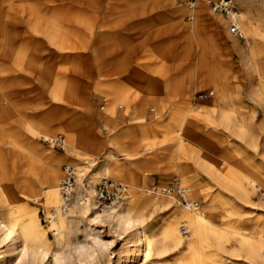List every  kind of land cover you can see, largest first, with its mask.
Wrapping results in <instances>:
<instances>
[{"label": "rangeland", "instance_id": "rangeland-1", "mask_svg": "<svg viewBox=\"0 0 264 264\" xmlns=\"http://www.w3.org/2000/svg\"><path fill=\"white\" fill-rule=\"evenodd\" d=\"M205 1L196 0L193 7H191L190 2L187 0H176L175 3L169 2V0H143L142 2L130 0L127 3H113L111 7V5L106 6V0H103L97 10L88 8L78 14L60 13L58 15H63L66 18L83 15L87 19L85 21L77 19V21L72 20V22L64 23V27L66 26L72 31L77 30L79 32L77 36H72L68 40L76 43V47L74 45L67 46L68 48L60 50L54 46L52 47L54 51L67 52L56 57L52 54V48L48 47V45L51 46V39H49L47 33L51 31L50 25L57 27V24L50 22L49 19L53 13L49 11V0H25V11H15V16L21 19V24L22 19L25 20L24 24L29 28L25 29L26 31L31 29V23L42 26L41 24L47 21L49 30L44 31L45 35L39 31L36 32L34 40L29 42L34 48L27 47L25 54L34 57L39 55L49 56L52 57V62H45L43 59L36 65L26 64L22 66L26 71V76L30 77L22 82L26 95H31L26 100V111L19 113L15 110V112H10L7 115V107H4L2 103L3 100H5L4 103H7L8 99L1 98L0 110L2 109L3 114L0 118V124L5 125L6 130L8 127V129L18 132L27 141L30 135L33 136L30 132V125L43 129V124H45L46 127L58 129L59 131L66 127V131L72 133L80 142L82 141L84 146L85 144L88 145L87 147H82L79 151H72L71 140L67 134L57 131L56 136L66 139V147L62 150L54 142H48L41 136H34L33 140L26 145H34L36 152L43 156V165L39 170V178L37 179L32 173H25L22 165H18L16 170L13 169L10 156L6 153L3 154V158L0 159L2 163L0 165L2 166L0 167V192H3L4 185H6L18 199H22L24 215L30 218L28 225H30L31 229L37 226L43 231L44 243L49 252L45 257H34L32 254L24 255L22 247H17L13 239L6 240L0 235V264H55L54 254L64 256L65 262L60 264H79V256L76 249L80 245L92 244L93 233H99L104 240H112L114 249L119 248L121 239H118L119 237L109 229L107 224L90 222L89 215L86 213H77L71 216L69 214V206L76 200L77 187L82 192L81 186L84 183L87 189L94 188L96 190V185L105 177L116 181L120 180V182L123 181L124 183L127 182L130 184L128 192L130 191L135 196H139L140 192H137L135 187L126 179L117 178L112 173L107 175L94 173L100 170L102 159L105 156H114L116 161L126 164L124 152L112 141L111 136L114 131L128 126L133 127L138 134L140 133V123L137 122V119L133 121L130 119L129 113L123 115L120 112H124L127 107H129L128 109L134 107V105L126 106L125 102H130L129 97L126 95L128 98L125 97L123 100L121 94H126L128 89L126 87L129 86L132 88L131 96H134L135 88L141 83L135 79V73L142 67L153 71H151V75L153 82L156 84L165 85L168 84L167 82L172 76L178 75L180 77L182 85L179 94L172 100L176 103H181L186 99H191L193 108L202 106V109L199 110L200 115L194 122L195 124H193L195 127L194 132L197 136H204V139L206 137L207 146L210 145L212 147L210 149L214 153L217 163L220 164V169L225 171L226 176L246 181L247 176L250 174L248 169H253L256 173L264 175V158L260 152L231 132V129H238V126L246 121L249 132L252 131L256 136L258 135L257 141L260 146L264 143V136L259 132L260 128L264 127V110L262 107L264 91L261 90V79L264 78V75L261 74V71L262 73L264 72V58L261 60L262 63H258L255 60L248 62L241 60L240 55L227 40L228 36L234 34L230 32V23L227 24L228 26L224 30L214 22L216 16L225 18L227 15L211 10ZM231 1L235 10L248 11L254 19L260 20L259 24L262 33L258 37V42L264 51V0ZM197 2H199L198 6ZM36 3H40V8ZM31 7H33V11H31L33 20L29 22L30 14L27 11H30ZM181 8H184L185 12H178L179 14H177V11ZM193 9H200L201 18L197 25V31L192 34L191 47L189 46L188 48L185 44V34L183 35V33L188 32V25L195 20ZM126 13H132V16L129 15L130 17H127ZM25 14L27 15L26 17L24 16ZM91 22L93 24L89 28L88 24ZM24 24L20 26H24ZM197 36L198 38H196ZM200 40L206 44V62L200 60L202 53L201 46L198 44ZM42 43L46 44L40 47ZM95 49L101 52V59L97 65H95L94 59ZM148 51L154 52L155 59L149 64H145L143 58L144 56L147 58L146 53ZM209 64L215 66L218 77L208 80L213 82L204 85V72H202L201 67ZM73 65L78 69H73ZM36 66L43 67L42 72L45 71L46 67L53 66L54 72L66 76L65 80L69 89L58 90V96L52 97L55 104L51 107L50 102L46 103V101H49V99H46L49 93L44 90L46 87L41 85L43 84L40 78L42 73L39 76L37 74L38 77H34ZM190 67L191 70L189 69V73H187L185 70ZM50 78L53 80V75ZM98 81L102 83L101 87H97ZM216 88H223L224 93L218 95ZM165 89L160 94L161 100L166 106V110L162 113L164 118L171 109L173 102L164 94ZM105 90L108 94L112 92L118 93L117 99H114L115 102L111 101L113 99L110 98V95H106ZM190 92L191 94H189ZM30 101L32 102L30 103ZM34 103H37L39 107ZM107 104L113 108L114 112L109 115L112 119L110 123L116 120V123L112 126L104 120L108 117L106 116ZM122 104H124L123 107H121ZM104 105H106L105 109H103ZM31 106H36L38 109L35 107L37 110L34 111ZM48 108L52 110L49 113L52 114L51 116L47 112L41 114ZM225 111L232 112L231 129L224 128L220 123L207 122L203 117L205 113L213 112L215 116H218V114ZM155 112V106L153 103H149L147 106L148 116H152ZM40 114L46 119H39ZM23 119H25L24 127L12 126H17L19 123L22 124ZM155 133L157 137H163L160 132L157 131ZM189 145L187 144V146ZM1 147H5L4 144H1ZM197 147L199 148L200 145H197ZM76 148L79 149V147ZM145 148L146 146L141 144L138 149L140 152L137 153L136 157L143 158L147 153L165 155L167 153L166 148L169 147L158 144L150 151L144 150ZM58 157L62 158V160L58 161ZM66 163L72 164L74 167L80 166L83 176L79 181V186H77L76 180L74 199L68 205L67 210L62 212L60 209L62 201L60 200L59 187L64 178L63 167ZM165 164L164 160L160 163V166L164 167ZM50 166L56 168V187L48 186L42 181L43 175ZM184 166L185 170L190 172L188 188H194L200 191V194L202 193L195 199L199 202L203 211L212 213L217 223L223 222L224 211L221 208L209 211L205 203L204 195L212 191L216 192L223 198V201H226V208L230 211L227 218L229 223L241 227H256L264 238L263 211L257 213L255 207L243 204L232 192H227L220 187L215 179L202 169L197 159H185ZM133 173L135 174L136 184L139 185L143 192L144 190H152L153 188L159 190L162 187L169 186L175 176H178L180 182H182V176L179 174L166 171L154 173L150 167H133ZM25 178L28 179L26 181H31L30 183L36 189L35 199L26 196L22 191L24 188L22 183ZM56 189L58 199L52 197L50 193ZM84 192L86 191L83 190L82 193ZM130 192L120 202L123 201L125 203L128 201ZM145 194L155 200L161 197V193L157 192ZM174 195L178 200H183L179 190L174 192ZM255 196L253 197L255 200L264 199V190L257 188ZM169 201L172 203V210H174L179 202L173 203L172 200ZM52 207L57 209L59 217L64 218L68 215V217L72 218V223L67 229V238L63 244L58 242L56 230L52 229L51 222L47 217L48 210ZM15 208H19V202H15ZM147 210V213H149L150 208ZM170 213L169 210L154 215L155 228L161 229L166 216ZM183 224L186 223L180 220L177 222V227L182 237L186 238L189 233L187 234L188 229L186 232L182 230L181 226ZM188 250V246H183L182 249L176 251L171 249L165 254L155 257V259H158L160 264H179L180 259Z\"/></svg>", "mask_w": 264, "mask_h": 264}, {"label": "bare ground", "instance_id": "bare-ground-1", "mask_svg": "<svg viewBox=\"0 0 264 264\" xmlns=\"http://www.w3.org/2000/svg\"><path fill=\"white\" fill-rule=\"evenodd\" d=\"M129 1L130 0H106V6L111 5L112 7L113 3H127ZM142 1L143 0H137V2ZM170 1L172 3L176 2V0H169V2ZM101 2L100 0H49V9L52 8V10L74 12L78 14L80 11L79 9L77 10L78 5L86 6L87 9L93 8L97 10ZM230 3L233 6L231 0ZM198 4L199 2H197V6ZM192 11L195 20L188 25V32L183 33V35L185 34L184 41L188 48L189 46L191 47L192 34L197 31V25L201 18L200 9H193ZM27 12L30 14L28 20L32 22L33 15H31V11ZM178 12L183 13L185 9L181 8L177 11V14H179ZM129 15L132 16V13H126L127 17ZM62 16L63 15H60L54 21H51L56 23L57 27L50 25L51 31L47 32L49 39H51V45H54L60 50L68 48L67 46L74 45V47H76V43L68 41L71 34L69 33L70 30L64 27L63 23L60 22ZM214 22L224 30L227 28L228 23H230V29L232 25H236L239 32L228 36L227 40L229 43H231L236 52L240 55L241 60H245L246 62L255 60L258 63H262L261 60L264 58V51L258 42V37L261 36L262 33L259 24L260 20L254 19L248 11H238L235 10L234 7L227 17L216 16ZM41 25L42 26L31 23V29L25 31L24 39L27 46L33 47L29 42L34 40L36 32L39 31L41 34H44V31L49 30L47 28V21L43 22ZM196 38H198V36ZM45 44L46 43H42V45L39 46L43 47ZM198 44H200L202 49L200 60L206 62V44L201 40L198 41ZM54 46H51V48ZM246 51L247 53H245ZM61 52L62 53L54 51L52 48V54L55 57L59 56V54L67 53ZM146 54L147 58L144 56L143 60L145 64H149L155 59L154 52L152 51L151 53V51H148ZM94 55L95 65H97L101 59V52L95 49ZM201 68L203 70L202 72H204V85L213 82L208 80H213L218 77V73L216 72L217 69L214 65L209 64ZM73 69L78 68L73 65ZM189 69L191 70V67L185 71L189 73ZM151 71L152 70L145 69V67L136 71L135 79L139 80L141 83L135 88L134 96H131L130 92L132 88L129 86L126 87L128 88L126 94H121L123 100L127 97L126 95L129 97L130 102H125L126 106L134 105V107L130 109L127 107L126 110L120 112V114L122 113L124 115L125 113H129L130 119L133 121L137 119V122L140 123L139 134L133 127L128 126L121 130L114 131L111 136L112 141L124 152L123 155L126 158V164L116 161L114 156H105L102 159L100 170L94 173H103L106 175L112 173L117 178L126 179L135 187L137 192H140L139 196L137 197L129 191L130 197L125 203L123 201L120 202V200L119 204L100 206L96 198V190L94 188L87 189L84 183H82L81 190L82 192L83 190L86 192H80L77 187L78 194L76 200L69 206V214L71 216L77 213H86L89 215L90 222L107 224L109 229L119 237L118 239H121V245L119 248L114 249L112 240H104L99 233L92 232V244H84L78 246L77 249L75 248L79 256V264H160L159 260H156L155 257L165 254L171 249L175 251L182 249L183 246H188L189 250L180 259L179 264H264V238L260 235L257 228L249 226L241 227L229 223L227 218L230 211L226 208V201H223V198L213 191L204 195L205 203L209 211L217 208H221L224 211L223 222L217 223L212 213L203 211L201 205L195 199V197L200 194V191L194 188H188L190 172L189 170H185L184 164L185 159H197L202 169L211 175L220 187L227 192H232L243 204L255 207L257 213L264 212V199L259 198L255 200L253 197L257 194V188L264 190V175L256 173L253 169H248L250 174L247 176L248 178L246 181L236 180L226 176L225 171L220 169V164H218L215 159V155L211 150L212 147H210V145L207 146L206 137L204 139V136H197L194 132L195 127L193 124H195L194 122L200 115L199 110L202 109V106L193 108L190 101L191 99L176 103L172 99H175L179 94L182 85L180 77L178 75L172 76L171 79L168 80V84L165 85L156 84L153 82L151 75L153 71ZM261 74L264 75V72L262 73L261 71ZM65 77V75H60L53 71V84L48 85L53 98L58 96V90L65 88L69 89ZM41 79L43 84L47 86L48 81L44 80V78ZM261 80V90L264 91V78ZM100 83L99 81L97 82V87H101L102 83ZM163 89H165L164 94L173 101L171 109L165 118L162 117V113L166 110V106L163 100H161L160 95ZM215 90L218 95L224 93L223 88H216ZM189 94H191V92ZM106 95H110V98L113 99L111 101H114L115 98L117 99L118 93L112 92L108 94L106 92ZM149 103H153L156 109V112L152 116H148L147 114V106ZM263 104L262 107L264 110ZM123 106L124 104H122L121 107ZM105 107L106 105L103 106V109H105ZM106 110V116L108 117L104 120L112 126L116 123V120L110 123L112 119L109 115L114 113L113 108L107 104ZM2 114L3 111L1 109L0 118ZM231 114V111H225L215 116L213 112H209L203 114V117L207 122L220 123L224 128L231 129ZM39 119H46V117L41 116ZM43 126L44 128L40 129L35 125H30L31 134H33V136H41L44 140L53 141L56 137H59L56 136L57 131L59 133L64 132L71 140L72 151H79L82 147H87L88 145L85 144L84 146L82 141L80 142L72 133L66 131V127L59 131L58 129L48 128L45 124H43ZM5 128V125L0 124V159L3 158V154L6 153L12 160L11 167L13 169L16 170L18 165H22V169L25 170V173H32L36 176V179L39 178V170L43 165L42 154L36 152L34 145H26L20 142L16 134L9 133ZM157 131L160 132L163 137H157L155 133ZM231 132L239 139L246 141L253 149L259 151L264 158V143L260 146L257 141L258 135L256 136L252 131L249 132L246 121L242 122L238 126V129H231ZM259 132L264 136V127L260 128ZM1 144H4L5 147H1ZM141 144L146 146L144 149L146 151L152 150L158 144L160 146H168L169 148H166L167 153L165 155L147 153L143 158H140L138 156L136 157V155L140 152L138 149ZM187 144L190 145L187 146ZM197 145H200V147L196 148ZM76 147H79V149ZM163 159L166 163L164 167L160 166V163L164 161ZM60 160H62V158L58 157V161ZM0 165H2L1 160ZM137 166L140 168L150 167L154 173L166 171L181 175L182 182L179 183L180 186H178L177 191H180L183 200H178L174 194H166L163 191L157 192L161 193V197L156 200L150 196H146L145 193H152L154 191L144 190L143 192L141 191L142 189L139 188V185L136 184L133 167ZM80 168V166H75L77 186H79V181L83 176V172ZM56 178V168L50 166L43 175L42 181L48 186L56 187ZM26 180L28 179L25 178V181L22 183L24 186L22 191L26 196L35 199L36 189L34 185L30 183L31 181L28 182ZM121 182L125 185L127 184L126 186L129 189L130 184L127 182L124 183L123 181ZM3 189V192H0V235L6 240L13 239L17 247H22L24 255L32 254L34 257H45L49 249L44 243L45 238L43 231L37 226H34L33 229L30 228V225H28L30 218L24 215L22 199H18L6 185H4ZM50 193L52 197H56V199L59 198L57 189ZM61 195L60 200L62 204L60 205V209L62 212H65L69 204L66 207L63 206L64 201L63 197L61 199ZM168 199L172 200L173 203L179 202L174 210H172V203ZM15 202H19V208H15ZM195 203L198 206H194ZM149 208L150 211L147 213V209ZM169 210L171 213L166 216L163 227L161 229L155 228V219L153 216ZM47 217L51 222L52 229L56 230L58 242L63 244L67 238V229L72 223V218L68 217V215L64 218L59 217L55 207L48 210ZM180 220L186 223L183 224L185 227H189H187V234L189 233V235L186 236V238L182 237L178 230L177 222ZM54 259L55 264L65 262L64 256L61 255L54 254Z\"/></svg>", "mask_w": 264, "mask_h": 264}, {"label": "crops", "instance_id": "crops-1", "mask_svg": "<svg viewBox=\"0 0 264 264\" xmlns=\"http://www.w3.org/2000/svg\"><path fill=\"white\" fill-rule=\"evenodd\" d=\"M103 2V0H100ZM101 2V3H102ZM121 4V3H119ZM36 5L40 8V3H36ZM26 5H25V0H0V73L2 74L0 76L1 79V85H0V99L7 98V103H4L5 100H3L2 105L4 107H7V115H9L10 112H15L17 110L19 113L20 112H25L26 111V100L29 98L31 95H26L25 87L22 86V82L26 80V71L22 68L23 65L26 64H33L36 65V63H40V60L42 61L43 59L45 62L51 63L52 57L49 56H41L39 55L38 57H34L32 55H26L25 51L26 48L29 47L26 45L25 42V29H29L25 26L24 22L25 20L22 19V24H21V19L19 17L15 16V11H25ZM80 11H85L87 9L86 6L83 5H78L77 10ZM30 11H33V7L30 8ZM49 11H52L53 13L50 15V22L54 21L57 17H59L60 13H74V12H65V11H58V10H52V8L49 9ZM79 11V12H80ZM78 12V13H79ZM81 13V12H80ZM26 17V14L24 15ZM25 19V18H24ZM77 19L85 21L87 17L83 15H77L73 17H64L60 19V22L64 23L65 22H72V20L77 21ZM27 21V20H26ZM24 26H20L23 25ZM93 23L91 22L89 25V28H91ZM66 27V26H65ZM69 29V28H67ZM69 33L71 34L70 37L72 36H77L79 32L72 31L69 29ZM23 35V36H22ZM54 46V45H51ZM48 45V47H51ZM29 48H34V47H29ZM52 56V55H51ZM43 71V67H35V76H39L41 74V78H44V80L48 81L47 86L41 84L43 87H46L44 89L49 93L48 97L46 99H49L50 102V107L55 104L54 100L52 99L51 91L48 88V85L53 84V80L50 78L53 75V66L51 67H46L45 71ZM47 71V72H46ZM48 74V75H47ZM50 75V76H49ZM37 76V77H38ZM41 83V82H40ZM42 86H40L42 88ZM60 100L59 98H55ZM32 101H30L31 103ZM36 106L37 103H34ZM34 106L31 108L36 111L38 108ZM37 109H36V108ZM39 107V106H38ZM51 108H48L45 110L43 113H48V115L51 113ZM40 114V117H41ZM7 117V116H5ZM22 124L19 123V125H12L14 127H22L23 123L25 122V119ZM20 121V120H19ZM24 127V126H23ZM7 130L9 133L16 134L17 138L19 139L20 142L23 144L30 143L34 138V136L30 135V138L27 140L23 139L21 134L14 130H10L7 127Z\"/></svg>", "mask_w": 264, "mask_h": 264}, {"label": "built area", "instance_id": "built-area-1", "mask_svg": "<svg viewBox=\"0 0 264 264\" xmlns=\"http://www.w3.org/2000/svg\"><path fill=\"white\" fill-rule=\"evenodd\" d=\"M190 2V6L193 7L196 0H187ZM206 5L211 8V10H214L216 12H220L222 14L229 15V13L234 9V7L231 5L230 0H206ZM231 32L232 33H238L239 29L236 25L231 26ZM48 142H54L57 147L60 149H65L66 147V139L64 137H56L53 141L52 140H46ZM63 175L64 178L60 185V194H62L63 201H64V207H66L68 204L72 202L75 196V186H76V169L72 164L66 163L63 167ZM179 178L178 176H175L172 183L169 186L162 187L161 189L157 190L153 188L152 190L156 193L159 191H163L166 194H174V192H177V188L179 186ZM96 193H97V201L99 205H114L116 203H119L120 200L124 199L128 192V187L123 184L122 182H118L116 180H113L109 177H105L101 180L100 183L96 185ZM197 204L195 203L194 206ZM198 206V205H197ZM182 230L184 232L187 231V227L184 225L181 226Z\"/></svg>", "mask_w": 264, "mask_h": 264}]
</instances>
